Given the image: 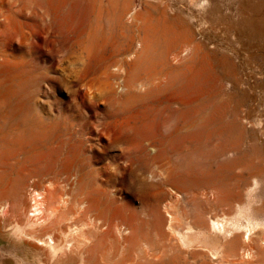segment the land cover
I'll return each mask as SVG.
<instances>
[{"label":"rangeland","instance_id":"obj_1","mask_svg":"<svg viewBox=\"0 0 264 264\" xmlns=\"http://www.w3.org/2000/svg\"><path fill=\"white\" fill-rule=\"evenodd\" d=\"M111 4L119 8L125 5V9L136 5L138 12L145 11L139 15L142 19L155 4L161 5L156 0H0V54L6 56L0 63V142L8 143L2 149L5 174L7 165L13 162L7 156L13 149L10 141L21 140L27 150L39 148L36 157L29 153L32 157L25 165L22 182L41 186L50 176L62 172L74 181L72 187L80 176L84 187L85 183L93 187L96 179L100 181L104 188H95L100 212L111 216L116 209L115 222L119 223L118 230L95 243L102 251L101 264L120 263V259H125L123 264L212 263L199 246L185 247L188 250L183 246L181 250L174 229L181 224L177 228L184 230L188 219L207 225L211 218L232 216L249 204L251 211L246 214L250 216L264 204V61H259L263 63L259 67L260 63L253 64L255 59H251L253 68L242 71L245 83L239 89L216 84V67L191 62L172 71V77L181 82L177 87L149 86L140 79L138 83L145 70L158 65V55L154 47L146 53L136 44L140 40L137 33H129L127 41L123 39L130 44L121 39L125 32L117 24L121 13L117 15L119 8ZM122 20L127 22V18ZM32 27L39 34L33 35L34 40L30 37ZM128 45L132 47L129 56L124 54ZM183 53L180 59L186 56ZM152 55L156 59L152 60ZM22 101L26 107L18 113L16 104ZM208 118L212 120L209 124ZM182 125H186L183 131L202 134L204 143L176 141L168 146V138ZM159 145L167 152L165 164L184 182L160 185L155 166L163 163L155 160L163 150ZM66 174L60 176L65 178ZM6 180L11 181L12 176ZM221 185L229 187L225 201L211 195L210 189L217 186L220 190ZM3 195L0 192L4 200ZM26 201L28 206V198ZM110 205L115 206L113 211ZM17 210L14 208L12 215L19 213ZM161 212L172 217L164 215L166 223L160 227L157 216ZM247 215L241 219L245 221ZM14 229L7 226L0 213V264H52L51 254L36 240L25 238L23 247L15 250L12 239L3 238L10 237ZM192 241L197 245L205 242L203 238ZM145 250L150 261L145 260Z\"/></svg>","mask_w":264,"mask_h":264},{"label":"bare ground","instance_id":"obj_2","mask_svg":"<svg viewBox=\"0 0 264 264\" xmlns=\"http://www.w3.org/2000/svg\"><path fill=\"white\" fill-rule=\"evenodd\" d=\"M156 1L157 3L161 4L160 6L162 7V9H159L160 6L155 4L151 12L146 11L147 14L149 15H147L143 19L139 18V15L140 13L145 12V11L138 12L139 10L137 6L134 4H132L134 6L130 8H128L129 7L128 6L127 9H125V5H124V8H122L123 6L119 8L120 6L118 4L117 5L114 4L115 6L111 4L114 7H116L115 8L116 10L119 8L117 10V15L118 13H121L120 18L117 19V24H118V27L119 25L122 28L124 27L125 32L124 33L122 32L123 38L121 37L120 38L122 40L124 39L127 41L129 33H137L140 40L138 39L139 41H137L136 44L139 45L141 49L146 50V53H147V50H150L152 47H154L155 48L154 50L156 51V54L158 55V59H157L158 61L156 63L158 65L157 66L155 65L153 67L154 69L152 68L153 70H150V69L148 71L145 70L146 72L144 71L145 73L141 78H138V77H137L138 79L136 78L137 82L140 79L142 82H144L143 84H146L149 86H163V87L176 86L177 87L179 86V83L181 82L178 83L180 79L177 81V79L172 77V74H171L172 71H175V68L177 67H180V69H182L181 66L185 65V63L187 65L188 62H191V64L192 63L200 64L204 67H209V68L216 67L218 71L217 74L214 73L215 74L214 81L216 84L220 86L226 85V87L230 86L231 88L239 89L245 83V77H244L245 75H243V73L245 72L244 70H248L251 67L250 62L253 61L251 59H255V61H253V64L260 63L259 67L263 64L259 61H264V0H156ZM122 18H127V22H124ZM30 29L32 32L31 33L32 35H30V37L32 36L31 39L34 40L33 35L38 36L39 34H36L37 33L36 30L33 31L34 30L33 27ZM33 32H35V34H33ZM51 34H52V31H51ZM19 36L23 37L24 35L21 34ZM131 39H132V36H131ZM19 41H22V39ZM43 42H46V41H43ZM124 42H122V44ZM19 44L22 45L20 42ZM126 44H130V43L127 42ZM22 46H24V44ZM131 48H132L131 45H128V47H124V54H127L128 56L129 54L131 55L132 53ZM142 52L140 54H142ZM152 53L153 52H151V54ZM181 53H183V55L186 54V56L183 57L184 59L179 58L181 56L180 55ZM4 55L5 54L3 55L0 54V56H2L0 57V63L5 62L6 56ZM143 55L145 56V54ZM148 56H150V53ZM152 56H153L151 57L152 60L153 58L156 59L154 55ZM145 60H143L142 63H144ZM149 61L147 62L149 63ZM17 62H20V61L16 60V63ZM16 63L14 62L15 65H17ZM133 63L135 62H132V64ZM151 63L153 62L151 61ZM152 65L151 66L147 65V66L152 67ZM0 66L2 67V65ZM123 67L124 65L122 67H119V69ZM3 68L6 69V67H3ZM187 70H190V68ZM242 71L244 72L242 73ZM205 75L207 76V74ZM185 78L187 77L185 76ZM185 78H181V79H185ZM186 81H184L185 84H186ZM5 85H6V81H5ZM25 107H26V103L24 101L18 102V104H16V111L18 113L20 112L23 113V110ZM211 121H212L211 118H208L206 120V123L209 124L211 123ZM32 124H33V118L30 120L29 126L32 127ZM184 126L186 127V125H182L179 128L177 127L176 132L174 134L172 133V136H170L167 141V143L169 142L168 146H171L172 143H176V141L180 142L179 144L181 143L183 144L186 141L192 142V143H202L203 142V139H201L202 134H196L195 131L194 132L183 131ZM32 137L36 138L33 134H32ZM20 141L17 140L14 143L10 141V144L12 145L13 149H10L9 154L7 156L13 162L7 165L6 167V171L8 172L7 174H5V171H4V154H3L2 149L8 143L0 142V190H1L0 192H4L5 194L3 195L5 199L4 200L0 199V213L3 216L7 226L11 225V227L13 226V228H15L12 235H10V237H8V235L4 237L2 236V237L11 238L15 250L23 247L22 242L25 240V238H30V239L38 241L41 245L45 246L48 252L51 254L52 264H101L100 255L102 254V251L100 252L98 249H96L99 246L98 245L96 247V245L100 240L103 239V236L105 235L107 236L108 234L114 232V230H118L119 228L118 227L119 223L117 225V223L115 222V219H116L115 210L116 209L113 208L115 206L110 205L111 208L108 207L109 209H111V211L115 209L111 213V216L105 215L108 213L103 214L102 212H100L101 201H99L98 199L99 197L97 198L96 196L98 194L97 193L98 191L95 188H98L99 190V188L102 189L104 188V186L100 187V184H99L100 181L98 183V180L96 179L95 180L96 183H94L95 185L93 187L89 186L90 184L85 183V182L84 183L87 185H85L84 187L80 182V177H81L80 176L79 179L77 178V180L75 181V186L72 187L74 181L71 182L69 180V177L66 174L67 172H62V174H60V175H63V173L66 174L67 176H65V178L61 177L60 175L50 176L48 180L41 186H38L36 184H29V183L22 182V180L25 177L26 169H27V167L25 169V165H28L27 162L31 160L30 157H32V155L30 156V154L33 152L34 153L33 156L36 157L38 154L37 151L39 148H32L31 150H27L25 148L24 143ZM162 143H165V142H161V144ZM30 144H33V143H30ZM160 148L163 149L161 150L162 152H159L158 155L155 154L157 155V157H155V160L157 159L156 162L163 160V163H164L163 164L162 161H160L162 163L161 165L160 163L158 164V162L155 164V166H157L156 168L159 169L157 173V178L160 179L159 181L160 185L167 184L168 186V184L171 182L172 184H174L173 183L174 181H183L182 176L176 175L173 172V170L170 169L168 165L165 164L164 161L167 160L166 159L167 152H166V149L163 148L162 146H160ZM130 153H132V151ZM156 168L154 169L156 170ZM152 173L154 174V172ZM10 175L12 176V180L11 181L6 180ZM257 183L258 181L255 184ZM221 184L223 183L221 182ZM217 186L219 187V185ZM217 186L210 189L212 192L211 195L213 194L214 196H219L221 199L225 201V199L228 197V195H226L227 194L226 190H228L229 187H227L226 185H221L222 187H220L221 189L219 190ZM89 187H91L90 190H89ZM179 188L180 187H178V189ZM252 189L253 188L251 187V190ZM170 195H173V194H170ZM174 196L176 197V195ZM250 196H252V194ZM26 198H28L29 200L28 206H27ZM100 198H103V197L100 196ZM172 198L171 200H173ZM256 199L257 198H255V200ZM114 200L115 199H112V201ZM164 201H166L165 198H164ZM107 202L110 203V201H107ZM170 202L172 203V201ZM251 202L252 201H250V203ZM159 204L161 203L159 202L158 205ZM263 205L262 207L256 209L257 213L254 214L253 212L252 213L253 215L251 213H250V216L246 214L251 211V205L249 204L243 210L240 209L239 212L238 211H235V213L233 212L234 214L232 216L230 215L228 217H225L226 214H224L225 215L223 216L224 218L220 216L222 219L221 218L217 219V217L216 219L211 218V220L209 219L210 222L207 223V225H204L205 224L204 222L197 223L196 222L197 219L195 220L196 224L191 223L192 220L189 221L188 219L189 221L188 222L186 219L187 221L186 226L184 225L186 228L184 230L177 228V227H180L181 224L179 226H176L175 229L173 228L177 234V239H178L177 241H178V244L181 246L180 249L182 250L183 246L184 248L199 246V248L205 251V253L203 254L209 256V258L213 260L212 263H208V264H264V207ZM162 206H163V203H162ZM166 207L169 208L170 206H166ZM14 208L18 209L17 211H19V213L17 212L15 215L14 214L12 215V211L14 210ZM172 209L173 207L171 208V210L169 209L167 210L172 211ZM166 214L167 213L162 214L161 212V214L157 216L158 226L161 227L162 224L165 225L164 223H166V218L164 215ZM121 215H118V216H121ZM171 215H169V218L172 217ZM245 215H247V219L243 221L244 219L243 217ZM12 217L15 219V221L10 222V219ZM241 217L243 219H241ZM207 219L208 218L204 220H207ZM181 220L183 221V219ZM150 223H153V221H151ZM121 231L124 232V230H121ZM115 236L117 235H114V237ZM193 238L195 239L203 238L205 242H202V244L200 245L193 244V241H192ZM7 242L12 244L11 240H8ZM143 244H145V241ZM174 246H175V243H174ZM126 250L127 248L125 249V251ZM138 252L136 254H138ZM188 252L190 253V251ZM147 256H149V251L145 250V256H144L145 260L150 261L151 259H148L150 257H147ZM152 257L154 258V255ZM124 258H126V256ZM19 259L21 258L19 257ZM156 259H158V257ZM119 261L120 263L117 262L118 264H123L122 259H120ZM208 261H205V262H208ZM172 263L178 264V262L177 263L172 262ZM144 264H147V263H144ZM148 264H151V262Z\"/></svg>","mask_w":264,"mask_h":264}]
</instances>
